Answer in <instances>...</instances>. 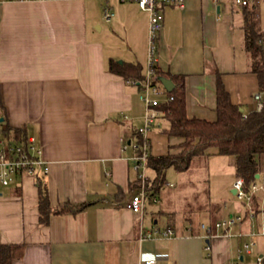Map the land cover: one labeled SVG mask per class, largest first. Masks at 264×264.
<instances>
[{
	"label": "crops",
	"instance_id": "obj_1",
	"mask_svg": "<svg viewBox=\"0 0 264 264\" xmlns=\"http://www.w3.org/2000/svg\"><path fill=\"white\" fill-rule=\"evenodd\" d=\"M249 5H255L264 33V0ZM106 7L112 14L108 21L102 16ZM242 9L233 0H185L183 8H163L156 64L162 72L182 77L188 118L216 119L218 75L244 115L257 110V78L244 50ZM148 42V14L134 2L0 0V123L24 129L35 139L46 169L38 173L52 207L87 204L75 214L52 215L42 226L35 177L19 176L8 187L0 186V243L25 245L15 264L264 261V155L256 192L217 211L201 206L197 220V211L177 219L174 210L157 206L141 214L125 208L139 189L132 133L135 126L141 128L145 108L140 88L108 66L111 60L138 64L145 76ZM156 99L164 102L165 96ZM156 111L159 125L167 127L163 112ZM146 138L153 156L180 142L161 129L149 130ZM215 157L225 156H210L185 173L203 181ZM232 167L234 173V160ZM148 170L152 180L154 173ZM201 193V199L209 197L207 191ZM230 218L240 220L213 229L214 223ZM168 228L172 236L143 237ZM245 244H252L251 254L243 251Z\"/></svg>",
	"mask_w": 264,
	"mask_h": 264
},
{
	"label": "trees",
	"instance_id": "obj_2",
	"mask_svg": "<svg viewBox=\"0 0 264 264\" xmlns=\"http://www.w3.org/2000/svg\"><path fill=\"white\" fill-rule=\"evenodd\" d=\"M242 31L244 50L250 58V72L257 78L258 92L262 93V108L246 115L239 105L231 102L220 76L216 79V119L206 121L198 118H188L185 109V92L181 76L164 73L155 64L152 66V84L161 86L159 78L170 79L173 83L171 91L165 92V101L159 102L157 110L163 112L162 118L167 127L161 132L167 137L180 142L170 146L164 155L147 154L146 168L154 173L150 187L146 188L149 197L159 195V190L166 184V171L171 168L177 173H185L202 163L210 156H232L234 159L235 177L243 180L246 195L252 194L251 185L257 182L255 176L261 171V156L264 155V33L258 27V15L255 5L242 7ZM111 73L140 88L145 79L138 64H119L111 60L108 66ZM0 137L22 142L26 133L24 129H12L4 122L0 123ZM134 143L139 146L138 152L146 139L138 130L133 131ZM148 146V143H147ZM38 187L39 224L46 226L52 215L75 214L84 209L87 204L64 202L52 207L49 203L46 186L39 174L35 176ZM139 178L137 186H139ZM246 196V197H247ZM24 244H1L0 264H15L23 256ZM264 264V261H262Z\"/></svg>",
	"mask_w": 264,
	"mask_h": 264
},
{
	"label": "built area",
	"instance_id": "obj_3",
	"mask_svg": "<svg viewBox=\"0 0 264 264\" xmlns=\"http://www.w3.org/2000/svg\"><path fill=\"white\" fill-rule=\"evenodd\" d=\"M106 1V0H105ZM119 3L134 2L139 9L145 11L148 14V60L145 79L141 84L140 99L144 104V127L138 129V132L144 139L147 140L146 134L150 127H159V116L156 111V106L159 101L156 99L159 96H165V88L161 85L152 84L153 77L152 66L156 64V40L163 25V8L165 6H175L183 8L185 0H115ZM251 0H233V3L239 7L249 6ZM112 14L106 7L104 9L103 17L106 21L110 19ZM253 99L256 102L257 110L262 108V93L256 92L253 95ZM134 155L132 157V167L138 173V178L144 183L146 179L141 172V168H146V158L148 154V146L145 141L141 148V153L138 152L139 146L136 143L132 144ZM41 150L36 144V141L31 136H26L22 142H14L6 138L0 137V186L8 187L19 176L29 175L35 176L40 169L42 173H46L43 160L40 158ZM40 174V173H38ZM264 183V182H263ZM235 196L238 199L246 198V193L243 189V180L238 178L233 184ZM259 187L254 183L251 185V192H256ZM146 199L152 202H157L155 196L149 197L146 193V188L142 185L137 192L131 195L125 202V208L133 213L141 214L145 209ZM240 218H230L226 221H220L214 223L213 229L219 227H226L239 221ZM202 229L207 232H211V228H205L202 225ZM156 235H162L163 237H169L173 235L172 229H165L163 231L155 230L148 232L143 237H154ZM243 251L246 254L252 253V244H245ZM141 264H157L155 258L144 260ZM256 264H262V258L256 257Z\"/></svg>",
	"mask_w": 264,
	"mask_h": 264
},
{
	"label": "rangeland",
	"instance_id": "obj_4",
	"mask_svg": "<svg viewBox=\"0 0 264 264\" xmlns=\"http://www.w3.org/2000/svg\"><path fill=\"white\" fill-rule=\"evenodd\" d=\"M103 16V11H102ZM120 48V46L118 45ZM143 53V49H141V54ZM122 57H125L126 53H122ZM146 58H145V68H143L144 74H146L147 70V60H148V46L146 48ZM145 69V70H144ZM140 97V96H139ZM161 98V97H160ZM139 127H144V120H140ZM137 127L138 130V126ZM163 126L159 127H150L149 130H157L162 129ZM232 156H225L221 158H211L209 161L208 169L206 170L205 179L201 181L199 175H193L189 177L187 173H176L173 169L169 168L166 171V184L163 188L159 190V200L157 203H153L146 199L145 208L152 207V210L155 208H159L160 210L168 209L175 211V217L177 219L186 217V212L191 213L193 211H197L195 215V220L200 218L201 212L199 208L204 206L206 208H212L216 211L219 210L222 205H226V207L230 206V202L234 200H239L235 197V195L231 194L230 186L235 182V177L233 173L232 167ZM143 172V176L146 178L144 183L139 181V186L142 185L147 188L150 187L151 181L147 179L151 177V172L144 168L140 170ZM187 178L193 181V185L187 183ZM150 179V178H149ZM202 183V184H201ZM259 183V179H257L256 184ZM202 185V186H201ZM202 188L204 189L203 191ZM207 191L209 193V197L201 199V192ZM260 195V193L258 194ZM202 200H204L202 202ZM241 200L240 202H242ZM244 202V201H243ZM153 203V204H152ZM206 203V204H205ZM156 204V205H154ZM157 206V207H156ZM195 209V210H193ZM203 210V209H202ZM190 211V212H189ZM203 223H206L207 220L205 218H201ZM159 225H164L165 218L158 219ZM238 264H256L255 262H251L245 259L243 262L238 261Z\"/></svg>",
	"mask_w": 264,
	"mask_h": 264
},
{
	"label": "water",
	"instance_id": "obj_5",
	"mask_svg": "<svg viewBox=\"0 0 264 264\" xmlns=\"http://www.w3.org/2000/svg\"><path fill=\"white\" fill-rule=\"evenodd\" d=\"M160 83L162 84V86L165 88L166 91H171L173 88V83L170 79L167 78H159ZM2 121V119H0V122ZM256 178L259 177V175L255 176ZM232 193L235 194V191L232 190Z\"/></svg>",
	"mask_w": 264,
	"mask_h": 264
}]
</instances>
